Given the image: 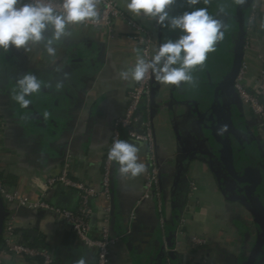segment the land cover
<instances>
[{
  "label": "crops",
  "instance_id": "0c3cea01",
  "mask_svg": "<svg viewBox=\"0 0 264 264\" xmlns=\"http://www.w3.org/2000/svg\"><path fill=\"white\" fill-rule=\"evenodd\" d=\"M113 1L126 16L153 33L152 54L164 40L175 41L181 35L179 30L161 28L152 18L131 16L126 0ZM238 2L199 0L193 6L207 8L224 25L223 39L207 54L204 64L192 71L193 83L177 87L154 79L157 96L151 118L160 166L157 196L142 200L145 177L122 176L113 162L110 200L98 197L90 202L91 237H100L108 207L110 236L120 238L111 247L109 264H164L166 258L171 264H249L259 237L256 221L264 229V216L253 219L250 208L260 210L249 197L250 185L240 179L249 171L258 180L252 197L264 206V141L231 90L221 97L227 124L218 131L232 148L234 166L240 156L245 160L236 167V176L223 162L228 152L217 140L207 139L205 128L214 119L224 121L215 107L214 117L207 114L214 92L208 84L210 79L217 84L230 76ZM254 3L258 19L248 30L242 62L246 85L261 72L258 58L264 59V0ZM98 10L100 13V5ZM191 10L187 0H175L168 9L172 16ZM67 32L53 44L55 56L47 55L43 41L26 45L28 51L0 50V174L7 188L20 197L34 202L44 195L56 208L75 210L76 191L61 184L46 190V179L59 175L67 164L71 179L100 189L112 124L124 114L127 92L136 83L122 80L119 73L132 67L140 52L132 29L120 19L111 29L75 24ZM44 35L50 36V32ZM27 72L36 75L42 87L28 97L31 104L21 108L11 95L16 80ZM120 139L137 145L138 162H145L142 143L129 140L124 132ZM190 182L196 184L195 193L190 192ZM4 207L14 215V242L45 247L59 264H77L80 258L96 264V250L84 246L55 213L5 203ZM182 215L186 222L180 233L176 228ZM171 238L172 250L168 248ZM191 238L202 243L193 244ZM0 264L36 263L0 253ZM252 264H264V244Z\"/></svg>",
  "mask_w": 264,
  "mask_h": 264
},
{
  "label": "clouds",
  "instance_id": "9594fccd",
  "mask_svg": "<svg viewBox=\"0 0 264 264\" xmlns=\"http://www.w3.org/2000/svg\"><path fill=\"white\" fill-rule=\"evenodd\" d=\"M199 0H187L191 11L177 16L168 9L175 0H126V10L133 17H149L161 28L179 30L178 39H166L158 45L150 58L138 55L135 64L122 70L124 81L140 82L151 75L155 81L180 87L182 83H193L192 71L202 66L207 54L223 39L224 27L220 20L209 14L207 8H195ZM99 0H0V50L10 47L28 51L26 45L44 42L49 56L56 55L55 42L68 35L69 25L86 21L98 22ZM50 32V36H45ZM42 81L31 72L21 75L15 83L11 99L21 108L31 104L28 98L41 91ZM47 116V113H45ZM139 148L123 139H115L108 150L107 159L118 165L122 176L135 178L146 171L143 162H138ZM77 264H86L80 258Z\"/></svg>",
  "mask_w": 264,
  "mask_h": 264
},
{
  "label": "built area",
  "instance_id": "2783aa9c",
  "mask_svg": "<svg viewBox=\"0 0 264 264\" xmlns=\"http://www.w3.org/2000/svg\"><path fill=\"white\" fill-rule=\"evenodd\" d=\"M54 3L58 5L60 2L54 0ZM99 5L100 13L98 22L86 21L79 24L85 27L103 26L111 29L115 20H123L132 29V39L136 43L140 55L146 59L150 58L155 46L153 33L126 16L113 0H99ZM257 19L258 7L253 0L248 18V30L256 23ZM258 60L261 63V72L250 79L249 85H246L244 82L247 72L246 66L242 63L233 90L239 102L248 114H250L254 125L260 130L261 140L264 141V59L259 57ZM154 83V77L149 75L142 81L136 82L127 92L125 112L112 124V140L110 146L104 153L103 173L99 190L86 186L83 182L71 179L68 176L67 164L64 165L59 175L50 176L46 179V190L55 184H61L68 189L76 191L78 207L75 210L56 208L45 201L44 195H41L34 202L20 197L17 193L7 188L0 174V198L2 201L13 207H27L32 210H45L55 213L60 220L71 228L84 246L96 250V264H109L111 247L116 245L120 238L110 236V209L108 207L103 212L100 237L98 239L91 237L89 218L92 215V209L90 202L92 199L98 197H102L106 201L110 200V179L113 162L107 159V153L113 141L117 138L120 139L121 132H124L129 140L142 143L145 146L146 154L144 164L146 171L141 174V176L145 177L142 200L157 196L160 166L155 156V129L151 118V112L157 96ZM153 90L155 91L154 97L151 96ZM1 126L0 123V129ZM189 189L191 193H195L197 191L196 184L190 182ZM185 222V217L182 215L178 222L176 232L181 233L183 231ZM15 231L14 215L10 213L3 224L0 249L2 255L22 256L36 264H59L51 257L45 247L14 242ZM191 242L196 245L202 243L198 238H191ZM164 264H171L170 260L166 258Z\"/></svg>",
  "mask_w": 264,
  "mask_h": 264
},
{
  "label": "water",
  "instance_id": "95a60500",
  "mask_svg": "<svg viewBox=\"0 0 264 264\" xmlns=\"http://www.w3.org/2000/svg\"><path fill=\"white\" fill-rule=\"evenodd\" d=\"M252 2L253 0H239L238 5H237V13H238L237 37H236L234 55H233L229 78L217 84L214 82L213 79H210L211 81L208 84L210 88L214 89V92H213V102L210 106H208L207 114L211 118L214 117V115L217 112L215 108H217V110L219 111L218 113L221 114L222 118H224V121L220 123L218 120L214 119L213 121H210L209 124H206L205 128H206V131L208 132L206 134L207 135L206 137L207 139L212 138V139L217 140L226 149V151L228 152V156H227V159L224 158L223 162L226 165V168H228L231 171V173L234 175H235L236 167L243 166L244 163L242 162L245 160L243 159V157L240 156L235 161V166H234V163L232 162V153H233L232 148L226 142V140L220 135L218 131L220 128H222L223 126L227 124V119L225 117L226 113L225 111H223L221 97L223 94L228 93L229 90H231L234 93L233 86H234L236 77L238 76V73L240 71V68L242 66L243 57H244V48H245L247 34H248V18H249V14L251 11ZM173 91L174 90L172 89V92ZM151 96L152 97L155 96L154 90L152 91ZM248 172L245 173L247 177L245 179H240V180L250 185L249 197L252 199L255 206L257 207L256 209L260 210V213H258V211L255 210L254 208H250V212L253 216V219L256 221L258 217H261L262 215L264 216V206L262 205V202L260 200L252 197V194L255 193L256 191L258 180H255L253 176L249 174ZM8 214L9 213L4 207V202L0 198V249H1V240H2V235H3V224ZM111 215H112V212H111ZM256 222H257V226L259 230L258 231L259 237H258V242L251 254L249 264L253 263L254 259L258 256L264 244V234H263L264 229L262 228L261 224L258 221ZM168 248L170 250L174 248V240L172 238L170 239L168 243Z\"/></svg>",
  "mask_w": 264,
  "mask_h": 264
}]
</instances>
